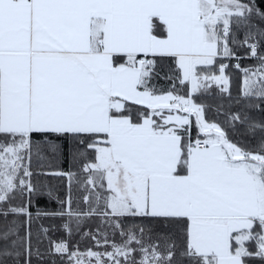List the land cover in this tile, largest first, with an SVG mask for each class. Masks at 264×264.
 I'll return each instance as SVG.
<instances>
[{
  "label": "snow or ice",
  "instance_id": "6c2138e0",
  "mask_svg": "<svg viewBox=\"0 0 264 264\" xmlns=\"http://www.w3.org/2000/svg\"><path fill=\"white\" fill-rule=\"evenodd\" d=\"M237 44L259 61L244 95L264 103V9L251 0H0V264H31L41 217L111 248L81 254L40 225L35 255L52 264H264V119L226 112L222 126L202 102L229 91ZM63 146L83 179L32 169L34 150ZM39 175L68 186L33 214Z\"/></svg>",
  "mask_w": 264,
  "mask_h": 264
},
{
  "label": "trees",
  "instance_id": "16d2710c",
  "mask_svg": "<svg viewBox=\"0 0 264 264\" xmlns=\"http://www.w3.org/2000/svg\"><path fill=\"white\" fill-rule=\"evenodd\" d=\"M244 2H249V0H244ZM252 3H255L257 7L264 9V0H251ZM255 23V21H254ZM244 31L240 30L236 34V38L239 41L244 39ZM235 51V56L231 59L225 58V63L228 64V68L225 71V74L229 77V91L227 93L220 92V86L213 85L209 89V94L205 95L202 98V102L209 105V109L206 111V118L210 121L220 123L223 126V121L225 119V113H243L246 112L251 116L256 117L257 120L264 119V103L261 102L260 97L258 96H245L244 92L246 89L245 81L249 78L250 72H254L259 68V61L256 58L251 57L250 54L246 51L247 45H233ZM236 57H240L239 60ZM236 63H239L240 67H236ZM245 70H250L249 74H246ZM167 71V69H165ZM218 74V73H217ZM164 73H161V78H158L156 84L161 89H168L171 86V82L163 79ZM179 94H185V86L177 85ZM190 90V88H189ZM222 106V107H221ZM219 108V112L217 109ZM195 122V117L191 118ZM230 131V130H229ZM197 132L193 129V136L195 137ZM201 138H203L201 136ZM234 140L238 137L233 136ZM246 139V138H245ZM63 144V142H61ZM59 159L57 162V156H53L48 153L46 148H42L39 155L36 151H33L31 167L37 173H48L52 171H62L68 172L70 165L73 160L71 154L69 153L67 146H63L59 154ZM37 161V162H36ZM40 165H39V164ZM55 165V166H54ZM34 182L42 188L44 195L36 197L33 200L31 206V211L33 214L37 210L40 211H53L58 209L59 205L56 200H49L47 192L51 190L54 193V196L63 197L67 191V177H55L49 175H39L34 177ZM59 189H62L60 192ZM65 189V190H64ZM61 193V194H60ZM82 207H85L83 204ZM2 223V221H0ZM96 223L97 221L86 222V225L83 227L82 231L87 232L91 230L96 232ZM40 225L44 227H49L52 229L49 233L51 240L60 242L64 240L69 243L73 251H79L81 254L91 250L103 252L105 247L111 251L109 245H97L94 240L89 239L86 236L81 235V233H76L74 236L69 237L63 230L61 222L56 220L53 222L52 219L48 217H41L40 219H35L32 225L33 237H32V250L33 255L31 257V264H52V257L44 255L43 257H37L35 255L36 248L39 247L41 253H46L48 248V240L42 238L41 243L36 241V231L39 229ZM100 239V237H97ZM114 239L116 243H120V237L117 235ZM139 259V257H138ZM56 264H69L67 259L63 261H57Z\"/></svg>",
  "mask_w": 264,
  "mask_h": 264
},
{
  "label": "rangeland",
  "instance_id": "374dc122",
  "mask_svg": "<svg viewBox=\"0 0 264 264\" xmlns=\"http://www.w3.org/2000/svg\"><path fill=\"white\" fill-rule=\"evenodd\" d=\"M60 154V153H59ZM59 154L57 155V162H58V159L60 158L59 157ZM37 162V161H36ZM39 164V163H38ZM40 165V164H39ZM55 166V165H54ZM70 169L68 172H71V173H77L81 179L84 178V174L82 172H80V164L78 161H73L72 164L69 166ZM66 177V176H65ZM68 186V183L66 185V187Z\"/></svg>",
  "mask_w": 264,
  "mask_h": 264
},
{
  "label": "crops",
  "instance_id": "0c3cea01",
  "mask_svg": "<svg viewBox=\"0 0 264 264\" xmlns=\"http://www.w3.org/2000/svg\"><path fill=\"white\" fill-rule=\"evenodd\" d=\"M60 190V192H62V189H59ZM65 190V189H64ZM61 194V193H60Z\"/></svg>",
  "mask_w": 264,
  "mask_h": 264
},
{
  "label": "built area",
  "instance_id": "2783aa9c",
  "mask_svg": "<svg viewBox=\"0 0 264 264\" xmlns=\"http://www.w3.org/2000/svg\"><path fill=\"white\" fill-rule=\"evenodd\" d=\"M237 64V63H236Z\"/></svg>",
  "mask_w": 264,
  "mask_h": 264
}]
</instances>
